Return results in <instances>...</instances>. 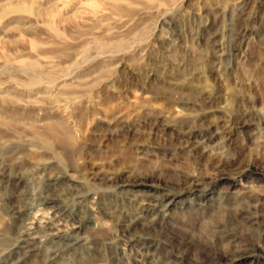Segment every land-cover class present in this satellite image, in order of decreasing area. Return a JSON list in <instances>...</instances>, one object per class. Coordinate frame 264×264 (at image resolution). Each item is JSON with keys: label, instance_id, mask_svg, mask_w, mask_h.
Listing matches in <instances>:
<instances>
[{"label": "rangeland", "instance_id": "rangeland-1", "mask_svg": "<svg viewBox=\"0 0 264 264\" xmlns=\"http://www.w3.org/2000/svg\"><path fill=\"white\" fill-rule=\"evenodd\" d=\"M0 264H264V0H0Z\"/></svg>", "mask_w": 264, "mask_h": 264}, {"label": "bare ground", "instance_id": "bare-ground-1", "mask_svg": "<svg viewBox=\"0 0 264 264\" xmlns=\"http://www.w3.org/2000/svg\"><path fill=\"white\" fill-rule=\"evenodd\" d=\"M153 212H154V209L147 211V213H149V214L150 213L152 214ZM161 213L164 214V212H162V211H161ZM49 230L51 231L50 232L51 240L54 242L57 249H59L62 245L63 246L70 245V243H73L75 240V237H74L75 234L73 235V233H72V231H74V228L72 231H70V230L64 231V230H61L59 228H56V226H55V227H51Z\"/></svg>", "mask_w": 264, "mask_h": 264}]
</instances>
